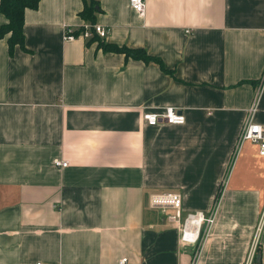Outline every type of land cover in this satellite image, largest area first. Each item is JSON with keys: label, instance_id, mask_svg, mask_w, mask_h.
I'll return each instance as SVG.
<instances>
[{"label": "crops", "instance_id": "obj_1", "mask_svg": "<svg viewBox=\"0 0 264 264\" xmlns=\"http://www.w3.org/2000/svg\"><path fill=\"white\" fill-rule=\"evenodd\" d=\"M100 7L105 38L64 39L84 0L27 9L25 48L0 38V264H246L252 248L264 264V155L239 143L254 103L264 127V0ZM170 106L184 123L144 119ZM158 192L214 218L199 244L149 207Z\"/></svg>", "mask_w": 264, "mask_h": 264}, {"label": "built area", "instance_id": "obj_2", "mask_svg": "<svg viewBox=\"0 0 264 264\" xmlns=\"http://www.w3.org/2000/svg\"><path fill=\"white\" fill-rule=\"evenodd\" d=\"M131 7L141 16L146 14V0H130ZM79 31V33H78ZM109 33V28L95 23H84L75 28L66 26L64 39L72 41L80 37L91 38L94 34L100 38H105ZM257 110V103H254L250 109V120L242 129L239 137V143L246 140H251L259 145V152L264 155V127L252 120L253 115ZM144 119L150 125H157L161 122L171 124H182L185 122L186 117L184 113L175 107H167L162 112L147 111L144 113ZM68 160L56 158L54 164L57 167L65 168L69 165ZM149 207L162 211L167 220L174 223L182 232L184 239L188 241H195L200 243L202 236V229L204 224H211L212 217H207L203 212H190L185 217L183 215V196L179 192H158L149 196ZM258 243V236L254 242V247ZM255 248H252L246 264H252ZM127 258L121 260L120 264H125ZM35 264H44L42 261H37ZM192 264H203L198 254L195 256Z\"/></svg>", "mask_w": 264, "mask_h": 264}, {"label": "trees", "instance_id": "obj_3", "mask_svg": "<svg viewBox=\"0 0 264 264\" xmlns=\"http://www.w3.org/2000/svg\"><path fill=\"white\" fill-rule=\"evenodd\" d=\"M39 2L40 0H0V12L3 13L8 19L6 24L0 26V38L10 34L8 40L11 53L17 45L25 48V12L27 9H36L39 5ZM100 10V0H84V8L80 15L85 22L95 24L96 14ZM106 49L124 52L127 56L142 59L146 62H159L162 68L165 69L160 59L148 54L145 49L117 46H106Z\"/></svg>", "mask_w": 264, "mask_h": 264}]
</instances>
